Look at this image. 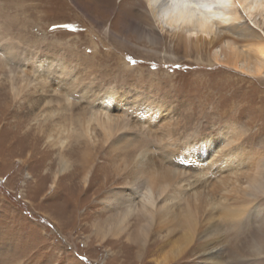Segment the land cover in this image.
<instances>
[{"label":"rangeland","instance_id":"374dc122","mask_svg":"<svg viewBox=\"0 0 264 264\" xmlns=\"http://www.w3.org/2000/svg\"><path fill=\"white\" fill-rule=\"evenodd\" d=\"M241 15L243 21L264 33V15L255 18L243 9ZM145 18L154 23L161 42L148 41L146 34L137 32L131 23L149 22ZM110 27L120 33L119 36L110 33ZM232 41L241 52L240 65L221 63L214 58L224 42L195 40L191 43L172 36L150 12L147 0H0V264H130L135 260L125 247L126 237L119 241L109 238L104 244L94 234V223L104 216L99 214L105 205L103 201L114 189L110 187L105 195H98L93 188L90 196L83 197L86 183L83 174L77 175L76 169L81 164L83 137L69 138L65 150L59 145L53 146L38 133L44 121L41 114L46 110H36L38 115L28 114L27 110L32 107L29 97L34 95L30 93L40 82L39 74L48 76L51 86L46 95L56 100L51 101L49 110L57 107V100H62L60 94H63L76 103L75 116L82 111V119L85 113L90 117L95 110L99 120L105 117V110L100 106L104 88L123 94L128 102L119 111L134 127L119 131L115 138L142 136L148 127L153 141H149L147 153L156 152L158 159L162 146L165 149L168 145V151L177 146L194 150L192 145L197 139L207 135L219 139L228 127L234 141L226 150L237 154L245 150L260 158L264 156V57L254 53L259 41ZM8 42L16 45L18 56L21 54L19 58L9 59L5 54L2 48L7 47ZM93 51H98L99 55L94 56ZM55 60H63L75 68L74 79L76 75L78 79L85 77L80 88L90 83L97 86L95 95L83 97L69 84L58 86L55 78H61L62 74L56 69ZM259 61L262 70L256 72L255 64ZM32 64L42 65L33 73L25 72ZM24 85V92L15 97V88ZM134 98L163 105L166 111L158 119L160 123L151 127L139 108L141 102L135 104ZM76 123L68 125L75 135L81 129ZM92 123L97 125L96 118ZM171 127L174 139L166 143L168 137L162 140L159 134ZM98 129L101 130L99 126ZM27 132L30 134L26 140L28 145L22 141ZM220 145L223 143H218L217 153L224 148ZM69 147L72 148L67 151ZM184 150L166 156L167 161L170 159L180 165L182 178L187 179L185 185L189 183L190 188L196 180L201 181L196 187L221 181L219 175L204 174L206 165L196 158H186ZM63 152L72 165L71 172L55 178ZM99 161L104 159L99 158ZM249 161L233 165L235 169L230 170L239 173L244 187L247 180L241 175L250 167ZM95 165L89 168L90 175ZM75 174L78 177L72 181ZM255 204L258 215L254 214L257 219L254 224L261 228L264 227V195L258 194ZM243 229V236L252 234L244 225ZM234 234L216 246L222 250L235 246L238 237ZM172 246L174 244L166 245L165 250L155 254L151 251L146 258L149 264H156L168 255ZM262 254L248 253L242 256L240 263L225 258L227 264H264ZM197 258L192 255L187 263L201 264Z\"/></svg>","mask_w":264,"mask_h":264},{"label":"bare ground","instance_id":"6f19581e","mask_svg":"<svg viewBox=\"0 0 264 264\" xmlns=\"http://www.w3.org/2000/svg\"><path fill=\"white\" fill-rule=\"evenodd\" d=\"M210 2L212 0H147L150 12L164 27H167L169 32H172V36L179 39L184 38L186 42L190 41L191 43L195 40L210 41L211 43L224 42L223 47L227 50L222 47L220 53L219 51L214 53V58L221 63L239 64L241 52L232 43V40L259 41L254 53L260 55L259 57H264V33H260L250 23L243 21L241 15L242 9L255 18L257 15H264V0H224V7L214 10L210 18L198 15L192 8L193 4ZM145 20L149 21L148 18ZM131 23L137 32L146 34L148 41L161 42L153 22L146 23L143 21V24H140L132 21ZM146 24L151 29H148ZM216 25L219 27L217 28ZM113 29L110 27V33L119 36L120 33ZM201 34L209 37V39H202ZM195 36L196 39H194ZM96 47L97 45H94V48ZM2 49L9 59H17L21 55L18 56L17 47L13 43L8 42V46ZM93 53L94 56L99 55L98 51H93ZM54 62L57 64L56 69L60 75L62 74L61 78H55L58 86L60 84L62 86L67 84L66 86H68L69 84L70 88H74L72 90L77 89L78 91H76L83 97L95 95L98 87L90 83L80 88L85 77L81 74L80 79L77 75L78 80L76 77L74 79L75 68L68 65V62L63 60H55ZM259 62L255 64L256 72L260 71L262 66ZM32 65L33 67L24 71L33 73L42 64ZM48 67L52 69L50 65ZM51 69L46 70L50 71ZM39 71L42 70L39 69ZM251 71L255 72L253 69ZM38 79L40 82L30 93L34 95L32 97L28 95V102L31 103L32 107L27 110L28 114H37L36 110H46L41 114L44 115V121L40 125L38 133L47 138L49 144L59 145L61 148L65 147L67 140L70 141L69 138L83 137L81 142L84 146L79 148L82 150L79 159L81 164L77 163L76 168L78 170L77 175L83 174V180L86 183L85 188H83L85 191L83 197L90 196L93 188L94 193L98 195H103L110 187L114 189L108 193L107 199L103 201L105 205L99 214L104 216L93 225L94 234L101 243L105 244L109 238L119 241L126 237L125 242L127 244L125 247L135 259L130 264H149L146 259L150 256L149 253L153 250V254L162 249L165 250L166 245L169 244H174V246L168 251V255L157 260L156 264H190L187 261L192 255H197L201 264H227L226 258L233 263H240L243 262L242 256L248 253L254 256L264 253V227L257 228L254 224L257 220L255 216L258 215L256 212L258 206L255 204L257 195H264V156L257 158L258 155L255 154L254 156L245 150L239 154L226 150L225 148L234 141V137L229 135L227 131L229 127L220 134L224 140L221 137L213 139L209 137L210 135L203 136L193 143L194 150H188L190 147L186 149L185 146H177L173 151H168V145L163 144L165 149L162 146L161 158L158 159L155 155L156 152L155 154L151 153V155L147 153V150H150L148 143L153 141L150 139L152 132L148 127L142 136L115 138L119 131H123L126 127H134L124 120L122 111H119L128 102L127 97L125 99V96H122L123 94L120 95L110 87L104 88L103 97L100 98L102 104L100 106L105 110V117L99 120L95 110L91 113L92 116L88 117L85 113V119H82V111H79L80 114L77 117L75 116L77 115L74 113L77 109L76 103L70 101L63 94H60L63 99L57 100L59 102L57 107L49 110L48 106L55 98L51 100L49 99L50 96L47 97L46 95L51 86L48 84V76L42 73L39 74ZM24 89H26L25 85L15 88V97L20 96ZM133 100L135 104L141 102L139 108L142 109L143 113H141L150 122L151 127L156 122L160 123L158 119L161 114L165 113L163 105H155L145 100L142 102L137 98ZM22 107L24 108V106ZM25 114L23 113L24 116ZM95 118L101 130L92 123ZM75 121L81 125V129L76 135L68 128V125L74 124ZM163 124L167 126V124ZM159 136L162 140H166L168 137L166 143L173 142L172 127L166 132H161ZM24 137L25 140L22 139V141H26L30 134L27 132ZM106 143H108L107 146H105ZM218 143H223V146H220L224 147L220 153H217ZM26 144L28 145L27 141ZM71 148L69 147L67 151ZM182 148L185 149L184 156L186 158H196L199 162H203V165H206L204 174L219 175L221 181H215L212 185L202 183L196 187L195 184L199 181L196 180L190 184V188L189 183L185 185L187 179L182 178L183 171L179 170L178 167L180 165L174 164V161L170 159L167 161L166 156V154L170 155L171 152H179ZM251 157L254 158L251 160ZM99 158H103L104 161H99ZM247 160H250V167L242 175L240 173L241 177L247 180V186L244 187L241 178H239V173L230 170L235 169L233 165L244 164ZM69 162L63 152L58 162L59 175L57 174L55 178L70 174L72 165ZM94 164H96L95 170L90 175L89 168ZM77 175L72 176V181H75L73 179L78 177ZM194 185L196 188L193 187ZM115 187H119L117 188L118 191L115 190ZM192 187L194 189H191ZM221 189L225 192H222ZM217 193H222V195L219 196ZM248 221L249 224L245 225L244 223H248ZM243 225L246 230H252L250 236L242 235L244 233ZM234 233L238 237L236 245L222 250L219 246L227 239V236ZM162 242L163 244L160 246ZM226 251L227 253H225Z\"/></svg>","mask_w":264,"mask_h":264},{"label":"clouds","instance_id":"9594fccd","mask_svg":"<svg viewBox=\"0 0 264 264\" xmlns=\"http://www.w3.org/2000/svg\"><path fill=\"white\" fill-rule=\"evenodd\" d=\"M224 7V0H212L210 3H196L192 5L194 11L198 15H204L207 18H210L214 10H218Z\"/></svg>","mask_w":264,"mask_h":264}]
</instances>
